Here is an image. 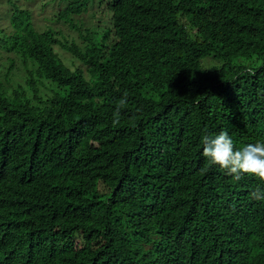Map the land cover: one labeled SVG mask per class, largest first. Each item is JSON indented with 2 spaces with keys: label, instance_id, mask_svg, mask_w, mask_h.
<instances>
[{
  "label": "trees",
  "instance_id": "1",
  "mask_svg": "<svg viewBox=\"0 0 264 264\" xmlns=\"http://www.w3.org/2000/svg\"><path fill=\"white\" fill-rule=\"evenodd\" d=\"M10 3L0 46L27 74L0 68V264H264L260 181L201 143L264 142V0H69L81 46Z\"/></svg>",
  "mask_w": 264,
  "mask_h": 264
},
{
  "label": "rangeland",
  "instance_id": "2",
  "mask_svg": "<svg viewBox=\"0 0 264 264\" xmlns=\"http://www.w3.org/2000/svg\"><path fill=\"white\" fill-rule=\"evenodd\" d=\"M11 0H0V28H4L7 32L11 31L10 27V15H11ZM13 2H18L23 6L30 7L33 11L34 21L39 30H45L47 28H53L56 31L61 33L62 39L70 42H75L78 45H83L82 38L80 37L81 31L72 26L71 23H68L64 18L60 17V12L63 11L69 0H12ZM105 4V2H104ZM100 12V14H99ZM102 10H99V7L95 4H91L88 8V11L82 15H75L74 22L86 28H93L94 23L99 22V19H106L103 15ZM102 16V17H101ZM104 27V26H103ZM106 29V27H104ZM5 33V32H4ZM1 34V33H0ZM58 49V48H57ZM58 53L66 62H72L73 59L71 54L66 50L59 47ZM14 58L13 66V79L12 82H22L25 84V75L27 74L24 70L22 62L17 57L14 52L8 51L5 48L0 46V68L3 64H8L9 59ZM74 64L79 65V62L74 60ZM219 63L211 58H206L204 60V65L208 68L218 65ZM252 66L255 62L250 63ZM48 83V82H47ZM48 85V84H47ZM51 85V83H50ZM41 86V85H40ZM52 86V85H51ZM44 87V86H43ZM46 90L50 93L49 89L45 87Z\"/></svg>",
  "mask_w": 264,
  "mask_h": 264
},
{
  "label": "clouds",
  "instance_id": "3",
  "mask_svg": "<svg viewBox=\"0 0 264 264\" xmlns=\"http://www.w3.org/2000/svg\"><path fill=\"white\" fill-rule=\"evenodd\" d=\"M57 48L59 49V46ZM126 103L127 93L113 113V124L119 123L120 109ZM201 143L203 157L211 165L218 166L234 181L239 182L245 176L256 177L260 185L250 195L256 201H264V142L249 143L237 149L229 133L222 130L215 135H203Z\"/></svg>",
  "mask_w": 264,
  "mask_h": 264
}]
</instances>
